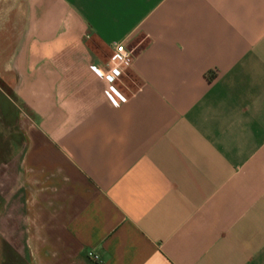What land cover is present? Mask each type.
Returning <instances> with one entry per match:
<instances>
[{
  "label": "crops",
  "instance_id": "1",
  "mask_svg": "<svg viewBox=\"0 0 264 264\" xmlns=\"http://www.w3.org/2000/svg\"><path fill=\"white\" fill-rule=\"evenodd\" d=\"M0 19L21 138L0 264H264V0H3ZM116 42L112 103L89 64Z\"/></svg>",
  "mask_w": 264,
  "mask_h": 264
},
{
  "label": "built area",
  "instance_id": "2",
  "mask_svg": "<svg viewBox=\"0 0 264 264\" xmlns=\"http://www.w3.org/2000/svg\"><path fill=\"white\" fill-rule=\"evenodd\" d=\"M131 61V50L127 49L122 42H116L112 44L108 55L103 61L89 64L90 70L105 81L106 85L103 88V93L112 103L124 99V95L115 86V80L130 66ZM86 255L93 261L99 262V257L94 252L88 250Z\"/></svg>",
  "mask_w": 264,
  "mask_h": 264
},
{
  "label": "rangeland",
  "instance_id": "3",
  "mask_svg": "<svg viewBox=\"0 0 264 264\" xmlns=\"http://www.w3.org/2000/svg\"><path fill=\"white\" fill-rule=\"evenodd\" d=\"M2 3L3 0L0 1V6ZM88 43L91 47L95 44L92 38H88ZM15 129L12 104L0 88V161L20 142L21 138Z\"/></svg>",
  "mask_w": 264,
  "mask_h": 264
},
{
  "label": "snow or ice",
  "instance_id": "4",
  "mask_svg": "<svg viewBox=\"0 0 264 264\" xmlns=\"http://www.w3.org/2000/svg\"><path fill=\"white\" fill-rule=\"evenodd\" d=\"M109 79H111V77H109Z\"/></svg>",
  "mask_w": 264,
  "mask_h": 264
}]
</instances>
